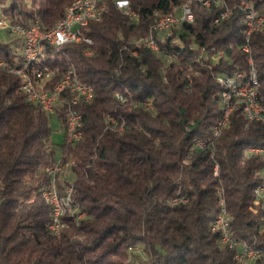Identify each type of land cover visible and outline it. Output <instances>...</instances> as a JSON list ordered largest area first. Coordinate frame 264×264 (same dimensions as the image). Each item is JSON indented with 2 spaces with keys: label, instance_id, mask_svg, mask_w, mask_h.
<instances>
[{
  "label": "trees",
  "instance_id": "16d2710c",
  "mask_svg": "<svg viewBox=\"0 0 264 264\" xmlns=\"http://www.w3.org/2000/svg\"><path fill=\"white\" fill-rule=\"evenodd\" d=\"M72 1L0 0V16L47 31ZM203 1L129 0L137 20L111 7L84 29L91 45L48 48L54 63L72 64L94 90L80 108L81 143L71 147L64 137L59 156L49 116L26 101L17 76L0 69V264H245L210 230L219 213L218 187L232 233L264 249V212L252 193L264 180V155L248 152L264 147V124L234 106L214 132L223 110L215 74L250 72L241 1L264 14V0ZM185 4L192 22L152 32L158 18ZM226 8L228 16L215 23ZM149 35L156 51L135 42ZM248 44L264 108V31ZM20 46V38L0 42V61L15 63ZM62 110L56 116L63 128ZM57 159L74 161L72 182H52L45 169ZM52 184L60 193L71 186L75 215H83L65 217L58 236L48 229L51 209L41 196ZM173 198L185 202L172 205Z\"/></svg>",
  "mask_w": 264,
  "mask_h": 264
},
{
  "label": "built area",
  "instance_id": "2783aa9c",
  "mask_svg": "<svg viewBox=\"0 0 264 264\" xmlns=\"http://www.w3.org/2000/svg\"><path fill=\"white\" fill-rule=\"evenodd\" d=\"M213 1L221 3V0ZM120 2H127V10L121 13L131 20V12L133 11V9L130 8L129 0H117L115 5L116 10L117 5ZM210 2L211 0H204L203 4L205 6H208ZM82 3L88 2L87 0H79V2L74 3L72 6V10H77L78 16V25L73 26L72 30H65V21H63V25L59 29H52V31L49 32H40V29H36V23L30 26H23L19 22H9L4 16H0V29H7L9 35H13V37L21 39V57L15 63L8 61L0 62H5V68H12L13 71L22 74L21 90L25 95L26 101L34 102V104H37L43 112H50L51 115H56L57 108H59L60 106H67V110H71V116L75 117V124L71 125V147L78 146L82 141V124L80 123V116L82 112L80 111V108L81 106L88 104L93 100V87L83 82L81 79L78 80V86H71L70 78V80L64 83L63 86H59L58 96L39 98L40 90H37V88H34V96H26L25 86H29L27 84V76H36L37 78H39L41 76V72H50L52 78L54 73H56V71L60 70L61 68L59 63L54 65L53 67H44L40 64L39 51H41L42 48L55 49L56 41H61L65 38H74V28L85 29L88 26L89 23H87V16H94V18H96L104 16L109 11L107 10V7L105 5V0H101L98 3V6L94 7L93 11H82ZM242 9L245 11V25L243 29L244 44L242 46V51L248 55L247 60L250 63V72L248 76H239L238 71L234 72L231 75L223 72L215 74V80L223 87V90L220 93L221 103L223 106V118L217 120V123L214 127V132L216 135H218L220 129L227 124L229 115L232 112L234 106H241L242 111L246 115V117L248 119H254V112L246 113L243 105L235 104L233 101V95H228L226 92V85L229 82H240V89L238 90V92L250 91V94H257L258 96V81L257 78H254L255 69L252 67L251 58L249 56L248 43L250 38V31H253V22L261 21V19L259 18V16H250L249 8L247 6L242 7ZM227 16L228 9L226 8L219 14L218 17L214 19V22L217 23ZM66 18H70V12L69 14H67ZM192 21L193 16L191 10L189 6L185 4L183 5L182 10H178L177 13L167 15L164 18L163 23H161L159 27H154L155 34L167 33L171 30L172 27L179 25L181 22L190 23ZM84 37L85 39H88V44L91 45V38L87 37L85 34ZM153 37L154 36H147L145 38L139 37L136 38V40H146V46L151 50L156 51L158 47ZM86 54L88 55V52H86ZM131 54L136 55V51H131ZM202 55L200 57H203L204 59L207 58L206 52H203ZM209 58L212 61H216L218 55L212 54L209 56ZM29 60L37 61L36 71H28ZM64 98H71V105H64ZM255 112H262V119H264V108L260 106L259 101L258 105H255ZM109 120L111 122L113 121L111 117H109ZM254 120L258 121V119ZM251 151H258V155H264V147L251 148L248 150L249 153H251ZM62 164L63 163L58 160V162L52 168L45 169V171L52 177V182L55 180L57 173L60 172ZM212 174L214 176L218 175L217 165L213 167ZM71 191L72 187L67 186L64 192L60 193V191L55 187L54 184L41 190V196L44 201L46 203H52L51 230L54 235L58 236L61 230L66 226L61 225L58 220H56L57 194H65L68 211H75L72 207ZM261 191H264V180H262L257 186H255L252 192L254 203L260 207L262 212H264V198H261ZM216 196L218 198L219 219L212 222L210 230L211 232L218 235L220 245L227 249L233 250V259L238 263H242L245 261L256 262L258 260H264V249L255 247L254 242L251 244L246 240H238L237 236L232 233L230 217L226 208L224 191L221 187L217 188ZM184 200L185 199L182 198H174L173 204L184 203ZM259 225L261 229H264V217H262Z\"/></svg>",
  "mask_w": 264,
  "mask_h": 264
},
{
  "label": "bare ground",
  "instance_id": "6f19581e",
  "mask_svg": "<svg viewBox=\"0 0 264 264\" xmlns=\"http://www.w3.org/2000/svg\"><path fill=\"white\" fill-rule=\"evenodd\" d=\"M100 1L101 0H87L88 3H82V11H93L94 7H97ZM116 1L117 0H105V5L107 7V10H110L111 7H114L115 9ZM77 2H79V0H73L71 4L65 8L63 18L60 19L50 30L47 31L41 30V28L37 23H36V29H40V32H49L52 31V29H59L63 25V21H65V30H72L73 26L78 25L77 10H72L73 4ZM246 6L249 8L250 16H259V18L261 19V21L253 22V31H250V36L255 32L264 31V14H259L258 12L254 11L247 3L241 1V7H246ZM182 8L183 6L180 8V10H182ZM117 10L120 12L126 11L127 2L118 3ZM69 12H70V18H66ZM166 16L167 15L158 18L157 22L154 23V25L152 26L151 29L152 32H155L154 27H159L160 24L163 23L164 18ZM103 17L104 16L94 18V16H87V23L99 22L102 20ZM131 20L133 21L137 20V14L134 10L131 12ZM141 41L146 44V40H135V42H141ZM80 42L88 44V39H85L84 37V29L74 28V38H65L61 41H56V48H59L60 46L62 47V45L64 44L80 43ZM249 54H250V48H249ZM50 56H53L50 53V50H48V48H42L41 51H39L40 64L43 65L44 67H53L54 65L58 64V62L54 63ZM59 65L61 66L60 70L56 71V73H54L52 78L50 72H41V76L39 78H37L36 76H27V84L29 86H25L26 96H34V88L40 90L39 98L58 96L59 86H63L64 83L70 80V78H71V86H78L79 78L74 66L69 62H67L66 60L62 62V64L59 63ZM0 69L11 75L17 76L20 79V83H21L20 88L22 87V74L13 71L12 68H5V62H0ZM36 69H37V61L29 60L28 71H36ZM238 73L239 76H245V74L241 71H238ZM254 78H256L255 70H254ZM239 89H240V82H229L226 85V92L228 95H233L234 103L237 105H243L246 113L254 112V119H258V121L264 124V119H262V112H255V105H258L257 94H250V91L238 92ZM27 102L34 104V102L32 101H27ZM64 105H71V98H64ZM61 109H63L62 111L64 112V116H65V120L63 122L65 142L71 143V125L75 124V117L71 116V110H67V106H60L59 108H57V113ZM44 113L48 116L51 115L50 112H44ZM221 118H223V110L219 120ZM81 119H82V113L80 116V123H81ZM251 153L258 154V151H251ZM71 165H74V161L72 160H68L67 162L63 163L60 172L62 170L64 171L68 170L71 167ZM261 198H264V191H261ZM47 204L49 205L52 212V203H47ZM74 215H75V211H68L65 194H57L56 220H58V222L61 225H65L64 218ZM74 217L76 218V220H78L77 219L78 215H75ZM218 219H219V213L217 217L214 219V221H217ZM51 226H52V220L48 224V229L52 232Z\"/></svg>",
  "mask_w": 264,
  "mask_h": 264
},
{
  "label": "rangeland",
  "instance_id": "374dc122",
  "mask_svg": "<svg viewBox=\"0 0 264 264\" xmlns=\"http://www.w3.org/2000/svg\"><path fill=\"white\" fill-rule=\"evenodd\" d=\"M14 38L15 37L9 35L7 29H0V42H5V43L11 42ZM49 125L51 128L50 137H51L52 142L55 144L56 156H59L60 147H61L62 143L64 142V131H63V128L61 127V122L59 121V119L57 118V116L55 114L49 116ZM58 160L59 159H57V161ZM54 165L55 164H53L52 166H48L47 168L50 169ZM56 178L58 181H60L62 179H66L67 181L72 182L74 179V174L72 173V171L70 169L65 170V171L62 170L61 172L57 173ZM173 200H174V198L171 200L172 205H174ZM82 217H83V215L81 213L80 214L78 213L77 219L80 220ZM78 220H76V221H78ZM66 223H67V221H66ZM66 226L64 228H66ZM132 250L137 252V254H140V249L133 247ZM244 263L245 264H252L253 262L245 261Z\"/></svg>",
  "mask_w": 264,
  "mask_h": 264
}]
</instances>
